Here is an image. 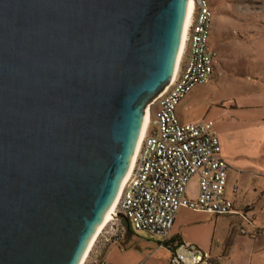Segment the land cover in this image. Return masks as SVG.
Masks as SVG:
<instances>
[{
  "label": "water",
  "instance_id": "water-1",
  "mask_svg": "<svg viewBox=\"0 0 264 264\" xmlns=\"http://www.w3.org/2000/svg\"><path fill=\"white\" fill-rule=\"evenodd\" d=\"M189 5L0 0V264L80 263L174 77Z\"/></svg>",
  "mask_w": 264,
  "mask_h": 264
},
{
  "label": "built area",
  "instance_id": "built-area-1",
  "mask_svg": "<svg viewBox=\"0 0 264 264\" xmlns=\"http://www.w3.org/2000/svg\"><path fill=\"white\" fill-rule=\"evenodd\" d=\"M187 46L170 88L147 106L150 121L135 167L126 181L116 209L136 232L169 241L183 208L216 216L236 213L226 196L229 163L213 120L182 123L179 104L214 74L217 54L210 47L213 16L209 0H193ZM197 179L198 195H188ZM115 220V219H114ZM113 220V221H114ZM245 234V230H242ZM97 264H116L107 260ZM169 264H216L209 251L182 243Z\"/></svg>",
  "mask_w": 264,
  "mask_h": 264
},
{
  "label": "rangeland",
  "instance_id": "rangeland-1",
  "mask_svg": "<svg viewBox=\"0 0 264 264\" xmlns=\"http://www.w3.org/2000/svg\"><path fill=\"white\" fill-rule=\"evenodd\" d=\"M209 2L213 16L210 47L217 54L214 74L207 85L197 87L193 91L191 94L194 96L193 103L181 114L178 112L182 123H195L201 119L214 117V111L207 114L212 109L228 114L230 109L242 106L247 96L257 92V88L251 83L264 87V57L260 56L261 53L264 55V0H209ZM226 123V120L220 119L216 123V128L221 129ZM117 217L100 235L86 264H97L107 259L114 248H138V242L150 247L158 244L156 237L134 231L123 218ZM257 220L258 217L252 221L263 229L261 233L259 228L254 234L245 228L243 230L246 233L243 234L242 230L240 232L242 226L237 224L236 216L214 215L211 219H205L199 215L195 219L197 226L194 230L202 237L205 236L207 227L212 228L216 225L219 236L223 237L231 229L232 235L235 233L237 235L233 238L228 237V244L236 239L235 247L238 248L236 251L240 256H232V262L229 264H264V225L259 224ZM254 226L257 227L256 224ZM206 239L208 241V238ZM250 247H253L252 253H255L252 262H249L246 255V250L248 251ZM140 253L142 254V251ZM120 258L123 257L119 256L117 260ZM152 261H164L163 254L156 255Z\"/></svg>",
  "mask_w": 264,
  "mask_h": 264
},
{
  "label": "crops",
  "instance_id": "crops-1",
  "mask_svg": "<svg viewBox=\"0 0 264 264\" xmlns=\"http://www.w3.org/2000/svg\"><path fill=\"white\" fill-rule=\"evenodd\" d=\"M260 56L264 57L263 53ZM251 85L257 88V92L247 96L242 106L230 109L228 114L212 109L207 114L214 111V117L201 119L195 123L202 120L215 122V129L222 146V157L230 165L226 196L233 202L236 213L228 216L237 217V224L242 226L239 227L240 232L246 228L249 233L254 234L257 228L260 229V233L263 230L255 221H252L254 218L258 217V223L264 225V87L255 83H251ZM193 91L179 104L177 113L180 112L181 114L193 103L194 96L191 95ZM220 119L227 121L221 127L222 131L216 128V123ZM188 195L193 199L197 198V179L191 182ZM247 208L249 209L246 211ZM199 215L205 219H211L214 216L183 208L179 211L170 239L165 244H162V239L159 236L150 235L157 238V245L150 247L138 242V248H114L109 253L108 258L104 260L116 264H169L172 252L167 244L170 242L173 243L172 246L174 247H176L177 242H182L209 251L216 264H229L232 262V256H240V253L236 251L238 248L235 247L236 239L233 243L228 244V237L233 238L237 235V233L232 235L233 230L231 229L226 236L220 237L215 225L212 228L207 227L205 236L197 235L194 227L197 226L195 219ZM124 220L130 227L128 220ZM252 250L253 247H250L248 251L246 250L249 262L253 261L255 255ZM158 254H163L164 261L153 262V258ZM119 256L123 258L117 260Z\"/></svg>",
  "mask_w": 264,
  "mask_h": 264
},
{
  "label": "bare ground",
  "instance_id": "bare-ground-1",
  "mask_svg": "<svg viewBox=\"0 0 264 264\" xmlns=\"http://www.w3.org/2000/svg\"><path fill=\"white\" fill-rule=\"evenodd\" d=\"M189 2H190L189 11H188L186 24H185V28H184L182 45H181V49H180V53H179V57H178V62H177L175 74H174V77H173L172 81L169 83V85L166 88H164V90L160 94L166 92L170 88V86L172 85L174 79L176 78L177 71H178V68L180 66L181 60H182V58L184 56V52H185V49H186V46H187L188 26H189V24L191 22V17H192V14L194 12V2H193V0H189ZM146 110H147V108H146ZM149 121H150V116H149V113L146 111V121H145L144 130H143L139 145H138V147L136 149V152L131 157L127 173H126V175L124 176L123 180L120 183V186H119V189H118V192H117V195H116V198H115L114 202L112 203V205L109 207V209L104 214L103 219L101 221V224L97 227V229L95 230L92 238L90 239V241H89V243H88V245L86 247V250L84 251V254H83L79 264H86L87 263L91 252L93 251L94 247L96 246V243H97L98 239L100 238V235L102 234L104 229L107 227V225L111 221L116 219V217H117L116 209H117V206L119 204V200H120V197H121V194H122V190L124 188V185H125L126 181L128 180L130 174L132 173V171H133V169L135 167L140 148H141L143 140L145 138V134H146V130H147Z\"/></svg>",
  "mask_w": 264,
  "mask_h": 264
},
{
  "label": "trees",
  "instance_id": "trees-1",
  "mask_svg": "<svg viewBox=\"0 0 264 264\" xmlns=\"http://www.w3.org/2000/svg\"><path fill=\"white\" fill-rule=\"evenodd\" d=\"M172 244H173V243H171V242L167 244V247L170 249L171 252H173L174 249H175V247L172 246ZM181 244H182V242H177V245H181ZM177 245H176V246H177ZM171 246H172V247H171Z\"/></svg>",
  "mask_w": 264,
  "mask_h": 264
}]
</instances>
